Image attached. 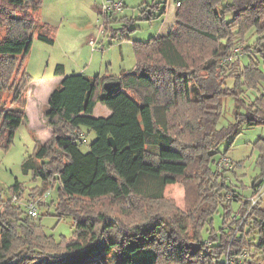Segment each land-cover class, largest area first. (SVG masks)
I'll list each match as a JSON object with an SVG mask.
<instances>
[{
	"label": "trees",
	"instance_id": "1",
	"mask_svg": "<svg viewBox=\"0 0 264 264\" xmlns=\"http://www.w3.org/2000/svg\"><path fill=\"white\" fill-rule=\"evenodd\" d=\"M41 2L0 0V140L4 147L10 145L16 128L26 119L23 93L30 77L23 62L32 40L55 41V28L39 23ZM176 2L179 7L174 25L166 35L134 42L136 63L132 69L88 76L65 74L62 64L55 65L54 73L62 78L50 92L42 115L53 131L55 144L37 142L22 170L41 177L43 186L56 171L58 190L68 198L110 196L129 199L132 206L141 208V202L163 201L165 186L177 182L192 164L193 177L203 180L198 184L192 236L187 234L190 216L180 209H174L166 219L155 214L127 226L102 212L90 215L81 206L58 197L56 210L72 216L75 234L57 243L42 232L38 221L8 199L0 207V264H174L191 259L192 264H225L226 253L238 252L243 245L264 250V209L260 208L264 196L252 205L247 200L264 178V137L258 141L262 147L258 159L261 173L252 181L249 196L240 191L243 200L237 211L226 194L233 198L242 194L227 185L226 174L220 179L210 168L218 144L237 135L242 123L264 125V92H258L250 103L243 95V86L255 90L264 80L260 61L252 59L259 54L264 67V44L244 47L247 63L232 57L249 27L264 36V0ZM147 11L143 16L152 17L153 10L148 15ZM227 14L231 15L229 20L225 19ZM191 39H196L197 47ZM210 42L213 47L206 57ZM223 59L224 65L220 63ZM228 78L234 80L233 85L226 84ZM227 94L236 99L234 121L217 128L221 97ZM175 96L191 104L190 114L179 115L180 132L191 136L184 143H178L170 132ZM97 103L110 113L95 117ZM81 125L96 135L86 152L79 147ZM19 187L16 181L12 191ZM221 190L229 192L220 194ZM220 204L222 225L216 229L211 219ZM207 224V235H203ZM255 232L258 237L253 245L249 236Z\"/></svg>",
	"mask_w": 264,
	"mask_h": 264
},
{
	"label": "rangeland",
	"instance_id": "2",
	"mask_svg": "<svg viewBox=\"0 0 264 264\" xmlns=\"http://www.w3.org/2000/svg\"><path fill=\"white\" fill-rule=\"evenodd\" d=\"M104 1L45 0V10L54 15V22L51 25L55 28V41L53 44H47L34 37L30 51L24 57V69L31 82L25 87L23 93L27 99L25 108L27 117L16 128L12 142L8 147H4L0 140V207L3 201L11 199L12 203L20 206L23 213L26 214L28 203L35 202L38 216L34 220L40 223L42 232L52 237L57 243L61 240H70L75 234L72 216L59 214L56 210L58 197L59 200L81 206L90 215L102 212L110 218H118L127 226L147 220L155 214H162L166 219L174 212V209H180L190 216L187 221V234L191 237L192 227L196 224L194 215L199 199L198 184L203 182V180L193 177L192 164L186 174L178 178L177 182L165 186L163 201L141 202L143 204L141 208L132 206L129 199L118 200L110 196L95 200L79 196L68 198L61 190H58V183L54 177L57 175L56 171L47 178L43 186L44 181L41 177L34 178L31 171L25 173L22 170L23 161L33 155L37 142L44 143L48 140L53 145L55 144L53 131L45 124L42 115L48 107V97L54 85L52 76L56 63H64L69 71L71 70L70 63L76 64L75 69L77 70L75 71H78L77 73L81 72L89 76L102 75L104 72L118 74L123 69L130 70L136 63L134 42H146L152 37L166 35L174 25L175 14L179 7L176 0H114L122 2V7L121 10L109 16L108 13L105 15L102 13ZM146 9H148L147 15L150 10H153L152 17L143 16V11ZM230 16L227 14L225 19L229 20ZM1 31L3 32V28ZM243 36L245 37L243 44L237 45L238 50L232 56L233 59L238 58L242 64L249 60L244 47L252 48L257 42L264 44L263 34L254 27L246 29ZM90 40L93 41V45L89 43ZM191 41L197 47L196 39H191ZM207 46L206 57L213 47L212 42L207 43ZM192 51L195 53L197 50ZM252 59L260 61L259 67L264 73L259 54ZM102 63L107 70L99 72ZM220 63L224 65L222 60ZM88 66L89 68H87ZM233 82L234 80L231 78L226 80L228 86L233 85ZM243 90L244 101L250 103L258 92H264V80H261L255 90L248 89L246 86H243ZM175 98V105L171 109L170 132L178 143H184L190 141L191 136L186 131L180 132L182 119L179 118V115L183 112L190 114L191 104L182 96H175ZM221 103V114L216 123L217 128L234 121L233 111L236 105L234 96L227 94L221 97ZM238 109L243 111L244 107L239 105ZM109 113V110L99 103L96 104L93 111L95 117L107 116ZM79 129L81 131L79 147L82 152H86L96 135L92 129L86 126L81 125ZM262 137H264V125L249 126L242 123L237 135L218 144V153L214 156L215 161L210 164L211 170L220 179L226 174L227 185L233 186L238 192H250L252 181L261 173L258 159L262 147L259 146L258 141ZM230 140L232 142L229 144ZM52 153H55V149L52 150ZM220 157H225L230 167L225 166L218 170L216 164ZM224 168H227L225 173L223 172ZM262 179L264 180V178ZM16 181L20 187L17 192H13L12 186ZM42 189L44 191L40 192ZM224 192L227 193L229 190H221L220 194ZM241 192L240 194H242ZM226 195L229 199V193ZM221 196L224 198L225 195ZM239 198H231L234 211L238 210L240 202L243 200V194ZM224 205L226 204L224 203ZM260 208L264 209V198L260 203ZM222 214L223 205L220 204L211 219L212 225L216 229L222 225ZM238 215L236 212V216ZM207 228H209L208 224L203 230V235H207ZM257 237L256 232L251 233L249 241L256 245ZM205 241V243L208 242L207 245L210 243L209 240ZM258 251L254 247L250 249L243 245L238 252L226 253L224 262L225 264H264V250ZM174 264H192V259L188 263Z\"/></svg>",
	"mask_w": 264,
	"mask_h": 264
},
{
	"label": "built area",
	"instance_id": "3",
	"mask_svg": "<svg viewBox=\"0 0 264 264\" xmlns=\"http://www.w3.org/2000/svg\"><path fill=\"white\" fill-rule=\"evenodd\" d=\"M177 3H179V2H177ZM121 7H122V2H120V1L105 0L104 3L102 4V13L105 15V13L110 12V14L112 15V13H115L116 11L121 10ZM89 43L91 45H93L92 40H90ZM237 50L238 49L236 48L234 50V52ZM225 61H226V59H223L222 63L224 64ZM216 165L218 167V170H221L225 166L230 167L228 164V160L225 157H220V159L218 160ZM254 190H255V194L253 196H249L247 198V200H250L251 205L256 204L261 199V197L264 196V180L263 179L261 181L257 182V184L254 186ZM229 196H230L229 198H232L231 196H233V195L231 193H229ZM26 208H27V214H29L31 217L36 218L38 216V208H37V204L35 202L28 203Z\"/></svg>",
	"mask_w": 264,
	"mask_h": 264
},
{
	"label": "crops",
	"instance_id": "4",
	"mask_svg": "<svg viewBox=\"0 0 264 264\" xmlns=\"http://www.w3.org/2000/svg\"><path fill=\"white\" fill-rule=\"evenodd\" d=\"M44 2H45V0H42L41 6H40V9H39V12H38V14H39V23H45L47 25H51L54 22V15L52 13H50V12H48V11L45 10V8H44ZM176 4H177V2H176ZM56 64H62V63H56ZM62 65H63V69H64V73L65 74H69V72L70 73H77L78 72V71H75V70H77V69H75L76 68V66H75L76 64L70 63V68H71L70 71L68 70L67 66L64 63ZM87 68H89V66ZM104 69H105V67L103 66V63H102L101 64V67L99 69L100 70L99 72L103 71ZM105 70H107V68ZM105 73H107V72H104L103 74H105ZM52 78H53V82H54V85H53V88H54V87H56L59 84L62 76L55 74L54 73V69H53V76H52ZM31 85H33V84H31ZM52 89H51V91H52ZM25 99H26V96H25ZM26 104H27V99H26ZM25 108H26V105H25ZM26 117H27V115H26ZM49 135H50V133H49ZM243 194L244 195H249L250 192L249 191L248 192L247 191H243Z\"/></svg>",
	"mask_w": 264,
	"mask_h": 264
},
{
	"label": "water",
	"instance_id": "5",
	"mask_svg": "<svg viewBox=\"0 0 264 264\" xmlns=\"http://www.w3.org/2000/svg\"><path fill=\"white\" fill-rule=\"evenodd\" d=\"M109 142H110V144H111L112 147H115V143H114V141H113L112 138H109Z\"/></svg>",
	"mask_w": 264,
	"mask_h": 264
}]
</instances>
